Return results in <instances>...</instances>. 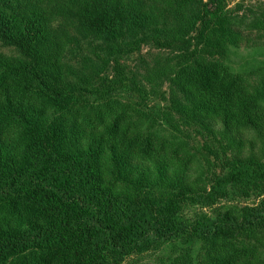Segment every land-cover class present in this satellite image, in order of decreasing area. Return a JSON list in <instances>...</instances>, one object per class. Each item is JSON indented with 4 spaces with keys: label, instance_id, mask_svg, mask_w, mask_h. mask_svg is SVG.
Wrapping results in <instances>:
<instances>
[{
    "label": "trees",
    "instance_id": "trees-1",
    "mask_svg": "<svg viewBox=\"0 0 264 264\" xmlns=\"http://www.w3.org/2000/svg\"><path fill=\"white\" fill-rule=\"evenodd\" d=\"M82 1L0 0V40L16 47L0 54V264L154 254L168 264H197L200 254L207 264H264V65L237 72L194 49L147 76L180 94L179 114L218 159L209 177L185 140L154 129L156 108L112 94L128 87L119 55L188 45L195 32L207 47H239L241 32H264V12L248 20L228 10L230 0H146L168 12L169 31L144 17L143 0ZM60 17L78 36L108 42L115 79L102 76L110 63L101 57L94 77L69 65L76 38L54 30Z\"/></svg>",
    "mask_w": 264,
    "mask_h": 264
},
{
    "label": "rangeland",
    "instance_id": "rangeland-1",
    "mask_svg": "<svg viewBox=\"0 0 264 264\" xmlns=\"http://www.w3.org/2000/svg\"><path fill=\"white\" fill-rule=\"evenodd\" d=\"M126 1L130 3L132 0ZM208 1L209 0H204L203 2ZM51 3H60L62 6L68 8L77 7V5L79 8L85 4L82 0H51ZM140 6L144 13H148V15L144 17H157L161 28L168 29L169 31L174 30L175 22L162 5L150 4L148 1L143 0V2H140ZM227 7L228 10H231L236 15L247 17L246 19L251 20L253 14L256 13V15H258L264 12V0H230L227 3ZM53 27L57 33L67 29L68 32L76 38L75 42L69 46L66 54V60L69 65L85 74H93L92 77H94L97 70L101 66H104L101 61V58H103L104 61H109L110 64L108 65L106 63V69L103 71V74L101 73L102 76L109 79L116 78L114 77L115 71L111 68L115 65V61L108 56L106 51L102 50L103 48L105 49V45L108 44L107 41L104 42V40L96 39L93 35H87V37L78 36L72 23L64 20L62 17L58 18L53 23ZM239 29L235 30L237 31ZM123 34L129 36L126 32ZM241 34L244 38L243 43L240 44L239 47H230L227 50L207 47L204 45L205 42L201 44L197 39V32H195L191 34L190 38H192V42L188 45L182 46L183 44L179 43L172 48H164L154 44H143L140 50L124 53L119 55L116 59L123 67V75L127 78L126 84L128 87L124 88L122 85L118 92L115 93L113 91L112 94L114 97L119 98L125 104L135 105L144 102L145 105H148L147 108H156L153 114L160 116L154 123V129L160 128L162 132L170 138L175 136L181 140H185L192 153L202 161L206 177L212 175L213 172H220V165L216 155L210 152L204 138L196 131V128L186 124L179 114L183 106L182 99L170 82L162 80L159 83L161 85L157 87L156 84L147 81V76L151 75V70L156 64H164L167 58H171L174 61V58H177L181 51L187 52L194 49H198L199 51L197 57L208 61L225 63L237 72H248L252 70V67L264 65V32L243 31ZM117 37L120 38L121 34H118ZM0 54L15 56L16 47L0 40ZM95 64L101 66L94 70ZM134 83L147 91L148 96H146L144 101L133 89ZM132 108L134 107L132 106ZM173 170L174 168H171V171ZM184 176L187 182H194L196 178L193 170L185 172ZM206 177L203 176L202 180ZM248 204L252 205L254 203L249 202ZM196 263L207 264L202 254L196 258ZM125 264L168 263L164 255L158 256L154 254V256L145 255L141 258L129 259Z\"/></svg>",
    "mask_w": 264,
    "mask_h": 264
}]
</instances>
